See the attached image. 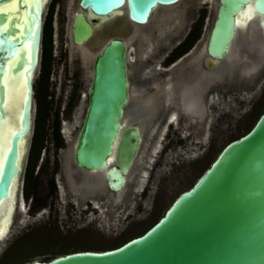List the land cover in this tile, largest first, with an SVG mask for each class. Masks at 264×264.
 I'll return each mask as SVG.
<instances>
[{"label":"water","instance_id":"95a60500","mask_svg":"<svg viewBox=\"0 0 264 264\" xmlns=\"http://www.w3.org/2000/svg\"><path fill=\"white\" fill-rule=\"evenodd\" d=\"M180 1L73 2L74 43L91 36L92 16L107 20L103 26L107 35L94 48L87 99L69 160L73 167L95 175V185L106 184L114 194L126 185L140 142L137 126L125 125L131 103L127 38L139 34V27L151 22L156 10ZM12 2L14 8L0 7V122L7 115L3 80L20 82L22 90L14 126L0 153V202L11 199L8 207L12 198L14 206L18 202V178L32 128V81L39 64L46 0L39 7L34 0H0ZM211 4L212 21L199 51L204 62L227 60L241 66L249 59V69L244 63L242 67L254 70L264 59V0ZM245 10L252 25L247 30L237 25ZM22 264H264V107L251 126L228 140L191 185L140 233L104 249H75Z\"/></svg>","mask_w":264,"mask_h":264},{"label":"rangeland","instance_id":"374dc122","mask_svg":"<svg viewBox=\"0 0 264 264\" xmlns=\"http://www.w3.org/2000/svg\"><path fill=\"white\" fill-rule=\"evenodd\" d=\"M69 1L66 0V9ZM184 1L187 0L156 10L152 16V19L155 18L149 20L151 22L148 25L155 22L158 18L156 16L176 12L181 5H185ZM200 1L203 3L197 4L202 8L205 27L202 35L195 40L198 51L203 46L214 11L211 4L213 0ZM47 5L48 0L43 7V15ZM65 12L68 14L67 10ZM247 16L248 18L239 20V29L247 30L252 27L249 14ZM49 21L51 54L45 60V66L49 67H43L42 62L41 65L38 64L32 81V128L18 178V202L13 208L8 229L0 239V264H22L34 258H49L75 249L107 248L140 233L162 214L181 190L191 185L228 140L251 126L264 107V70L258 72L252 86L230 82L234 90L232 94H228L220 103L207 101L205 107L209 114L201 135L191 136L182 130L178 131L174 120L156 137L151 154H144V151L142 155L139 153L137 162L142 167L141 171L145 172L142 177L135 174L134 179L138 181L137 186L136 182L133 186L135 191H125L118 198L112 197L111 192L109 198L94 196L90 202L86 198L80 200L77 194H69L61 186L56 190V185L60 184L57 172L59 165L54 162L49 129L52 117L62 116L64 92L60 90L59 77L54 72V56L60 33L63 43L68 41L69 19L57 23L53 12ZM161 21L165 19L161 18ZM140 36V33L134 32V35L127 38L129 68L134 64L137 39ZM42 67L44 71L39 70ZM52 73L56 74L55 79ZM89 76L90 63L86 62V80ZM144 88L143 85L131 84L130 94L141 93ZM84 105L85 101H80L74 109L72 119L61 121V130L66 129L62 133L64 145L59 150V158L67 156L70 159V147L80 126ZM34 135L39 140L38 147L32 152V170L26 179L24 171L30 158ZM52 178L55 181L53 190L49 186Z\"/></svg>","mask_w":264,"mask_h":264},{"label":"flooded vegetation","instance_id":"af4514ba","mask_svg":"<svg viewBox=\"0 0 264 264\" xmlns=\"http://www.w3.org/2000/svg\"><path fill=\"white\" fill-rule=\"evenodd\" d=\"M197 2L203 3L200 0L184 1L185 5H181L176 12L156 16L158 18L154 20L155 22L142 26L139 30L144 37L140 36L137 39L136 58L128 70V79L130 85H143L145 88L141 93L131 95L125 125L137 126L140 142L137 156L127 173L126 185L118 194L112 193V197L118 198L125 191L126 193L127 191H135L133 190L136 182L135 174L142 177L145 172L141 171L142 167L138 165L137 157L139 153L142 155L143 151L144 154H151L155 139L162 130L175 120L178 131L182 130L186 135L191 136L201 135L206 128L209 114L205 107L207 101L220 103L228 94L234 92L230 86L232 84L252 86L259 74L258 72L261 73L264 70V59L260 60L257 67L252 70L253 72L251 70L247 72L250 65L249 59L240 62L241 66L240 64L237 66L229 65L227 60L219 61L214 65H207L204 62V55L195 46V40L202 35L205 27L202 8ZM66 4V0H48L41 26L42 31L44 20L47 19L50 38L48 54L50 56L52 39L49 17H52L54 12L57 23H61L63 19H69L67 25L68 41L63 43L62 33H60L54 56V72L59 77L60 90L64 92L62 95L64 105L62 116L54 115L52 117L49 129L50 144L52 145L54 162L59 165L57 172L60 184L56 185V190L61 186L68 190L69 194L75 193L80 200L86 198L90 202L94 196L111 197V190L106 184L95 185V175H89L73 167L70 162L68 163L70 160H68L67 154L64 153L65 158H59L61 156L59 150L64 145L62 133L66 129L61 130V121H70L78 103L80 101L86 102V90L90 82L91 71L89 79L86 80L85 63H90L91 70V62L95 55L94 48L101 45L105 40V35H107V31L103 27L107 20L101 21L92 16L89 19V23L93 27L91 36L83 43L76 44L73 42L70 32L71 21L74 17L73 0L68 2L67 9ZM65 9L69 15L66 14ZM247 15V10L243 11L239 20L243 16L248 18ZM161 18L165 21H161ZM239 20H237V25H239ZM193 35H195V39L184 47ZM41 59L40 48V65ZM243 63L248 69H243ZM48 67L46 66V68ZM56 74L52 73L54 79ZM54 118L57 119L59 138L57 144L53 137L52 124ZM51 181L55 184L53 178ZM137 183L138 181L136 186Z\"/></svg>","mask_w":264,"mask_h":264},{"label":"bare ground","instance_id":"6f19581e","mask_svg":"<svg viewBox=\"0 0 264 264\" xmlns=\"http://www.w3.org/2000/svg\"><path fill=\"white\" fill-rule=\"evenodd\" d=\"M0 7L14 8V3L13 2L9 4L3 3L0 4ZM3 82H4V107L6 109L7 115L5 117V120L0 122V139H2L5 148L6 137L10 129L14 126L13 114L16 107L19 105L22 90H21V83L18 81H14L10 77L3 80ZM22 148H23V143H22ZM10 200L11 199L9 198H5L0 202V229L3 230V236L7 231L9 223L11 221V216L15 204L14 198H12L11 207L10 205L8 207V203L10 202Z\"/></svg>","mask_w":264,"mask_h":264},{"label":"trees","instance_id":"16d2710c","mask_svg":"<svg viewBox=\"0 0 264 264\" xmlns=\"http://www.w3.org/2000/svg\"><path fill=\"white\" fill-rule=\"evenodd\" d=\"M194 39H195V35H193L192 37H190L188 39V41L186 42V44L184 45V47L188 46ZM49 40H50V38H49L48 21H47V19H45L44 20V23H43V28H42V31H41V46H40V48H41V58H42L41 59V62L43 64L42 65L43 67L46 65V61H47L48 49H49ZM43 67H42V70L44 71V68ZM52 127H53V134H54L53 137L55 139V143L57 144V143H59V138H58V133H57V119L56 118H54V120H53ZM38 141H39L38 138L36 137V135H34L33 136V144L31 146L30 158L28 160V164L26 165V168H25V171H24V174H25V178L26 179L29 178V176L31 174V170H32L31 155H32V152L38 147L37 146ZM49 186H50L51 190L54 189V184H53V182L51 180H50ZM98 249H104V248H98ZM62 253H64V252H62ZM44 259H47V258H44Z\"/></svg>","mask_w":264,"mask_h":264},{"label":"snow or ice","instance_id":"6c2138e0","mask_svg":"<svg viewBox=\"0 0 264 264\" xmlns=\"http://www.w3.org/2000/svg\"><path fill=\"white\" fill-rule=\"evenodd\" d=\"M34 2L37 3L38 7L41 6V0H34ZM3 148H4V144H3L2 139H0V153L3 152ZM2 238H3V230L0 229V239H2Z\"/></svg>","mask_w":264,"mask_h":264}]
</instances>
